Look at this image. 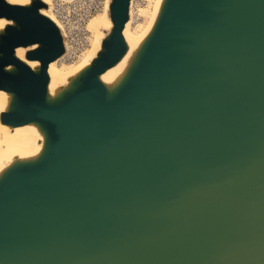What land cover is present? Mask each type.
I'll return each mask as SVG.
<instances>
[{
  "label": "water",
  "instance_id": "1",
  "mask_svg": "<svg viewBox=\"0 0 264 264\" xmlns=\"http://www.w3.org/2000/svg\"><path fill=\"white\" fill-rule=\"evenodd\" d=\"M130 5L51 96L66 46L48 4L0 0L1 120L44 134L0 176V264H264V0H164L108 86ZM33 44L37 68L16 53Z\"/></svg>",
  "mask_w": 264,
  "mask_h": 264
},
{
  "label": "bare ground",
  "instance_id": "2",
  "mask_svg": "<svg viewBox=\"0 0 264 264\" xmlns=\"http://www.w3.org/2000/svg\"><path fill=\"white\" fill-rule=\"evenodd\" d=\"M43 1L48 4V7L42 8V13L49 16L58 25L63 36L66 37V26L56 10V1L72 2L74 0ZM147 1V4L144 5L141 1L131 0L130 17L123 30L128 50L116 65L100 75V79L108 86L115 84L124 76L134 56L152 32L158 20L164 0H159V2L157 0ZM30 3H32V0H30ZM111 3L112 0H105L103 9L89 19L87 29L91 33L90 43L78 56L77 61L68 62L63 60L68 53L69 46V43L65 40L66 54L49 64L48 74L50 81L48 90L51 96L68 86L71 80L89 67L98 56L105 37L114 26L111 17ZM2 19L8 20L7 18ZM2 30L0 29V32ZM37 47L38 44H33L29 47H18L16 49L17 56L26 61L32 68H37L40 66V61L26 57L28 50ZM8 68H11V66ZM10 100L11 94L0 89V176L13 162L37 156L44 146V134L36 124L29 123L12 127L2 122L1 115L8 109Z\"/></svg>",
  "mask_w": 264,
  "mask_h": 264
},
{
  "label": "rangeland",
  "instance_id": "3",
  "mask_svg": "<svg viewBox=\"0 0 264 264\" xmlns=\"http://www.w3.org/2000/svg\"><path fill=\"white\" fill-rule=\"evenodd\" d=\"M136 1H141L144 5L148 2L147 0ZM104 2L105 0L56 1V10L64 21L67 30V36L64 37V44L65 40L69 43L68 53L64 57V61H77L81 52L88 47L91 33L87 29V23L95 13L103 9Z\"/></svg>",
  "mask_w": 264,
  "mask_h": 264
},
{
  "label": "snow or ice",
  "instance_id": "4",
  "mask_svg": "<svg viewBox=\"0 0 264 264\" xmlns=\"http://www.w3.org/2000/svg\"><path fill=\"white\" fill-rule=\"evenodd\" d=\"M7 2L10 4L22 5V4L30 3V0H7ZM157 2H159V0H157ZM12 23H14V22L11 20H6V19L0 18V29H4L5 25H10Z\"/></svg>",
  "mask_w": 264,
  "mask_h": 264
}]
</instances>
